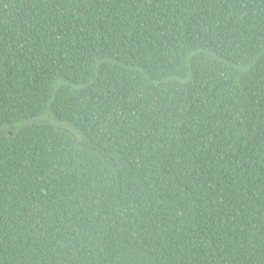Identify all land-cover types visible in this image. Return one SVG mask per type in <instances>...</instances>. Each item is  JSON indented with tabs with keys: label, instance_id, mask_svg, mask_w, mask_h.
I'll use <instances>...</instances> for the list:
<instances>
[{
	"label": "trees",
	"instance_id": "16d2710c",
	"mask_svg": "<svg viewBox=\"0 0 264 264\" xmlns=\"http://www.w3.org/2000/svg\"><path fill=\"white\" fill-rule=\"evenodd\" d=\"M0 264H264V0H0Z\"/></svg>",
	"mask_w": 264,
	"mask_h": 264
}]
</instances>
